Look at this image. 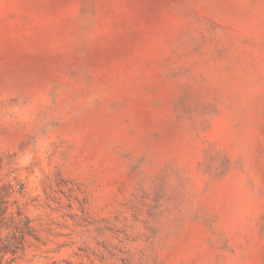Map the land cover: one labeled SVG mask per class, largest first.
<instances>
[{
    "label": "rangeland",
    "instance_id": "obj_1",
    "mask_svg": "<svg viewBox=\"0 0 264 264\" xmlns=\"http://www.w3.org/2000/svg\"><path fill=\"white\" fill-rule=\"evenodd\" d=\"M0 264H264V0H0Z\"/></svg>",
    "mask_w": 264,
    "mask_h": 264
}]
</instances>
